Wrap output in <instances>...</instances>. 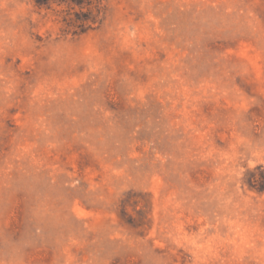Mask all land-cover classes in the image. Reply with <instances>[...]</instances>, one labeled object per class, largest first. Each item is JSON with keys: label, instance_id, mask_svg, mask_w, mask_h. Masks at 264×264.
Masks as SVG:
<instances>
[{"label": "rangeland", "instance_id": "1", "mask_svg": "<svg viewBox=\"0 0 264 264\" xmlns=\"http://www.w3.org/2000/svg\"><path fill=\"white\" fill-rule=\"evenodd\" d=\"M0 0V264H264V0Z\"/></svg>", "mask_w": 264, "mask_h": 264}, {"label": "trees", "instance_id": "2", "mask_svg": "<svg viewBox=\"0 0 264 264\" xmlns=\"http://www.w3.org/2000/svg\"><path fill=\"white\" fill-rule=\"evenodd\" d=\"M34 2L38 6L56 3L65 4L70 9H73L75 6H78L80 9L87 7V12L75 13L73 25L77 27V30L74 31V34H80L97 27L101 23L105 13L101 0H34Z\"/></svg>", "mask_w": 264, "mask_h": 264}]
</instances>
